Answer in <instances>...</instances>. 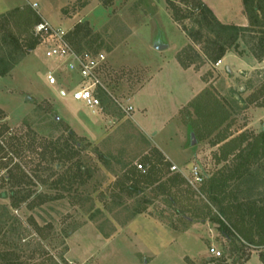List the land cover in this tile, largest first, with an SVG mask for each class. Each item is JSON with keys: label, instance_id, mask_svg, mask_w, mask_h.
I'll return each instance as SVG.
<instances>
[{"label": "rangeland", "instance_id": "1", "mask_svg": "<svg viewBox=\"0 0 264 264\" xmlns=\"http://www.w3.org/2000/svg\"><path fill=\"white\" fill-rule=\"evenodd\" d=\"M21 1L25 5L35 3L37 6L30 4L31 8L51 26L66 30L67 37L79 31L77 39L74 34L70 36L76 40V47L106 55L103 76L109 104L102 101L101 111L92 115L81 103L71 100L70 91L77 79L45 59L42 47L25 53L27 35H21L10 21L12 36L24 56L0 77V141L12 159L0 170V177L18 165L32 183L26 186L31 198L11 211L17 222L10 221L0 232V252L15 253L22 264H261L259 252L264 248H251L232 229L231 241L223 238L212 219L217 216L230 226L227 214L222 215L206 194H192L186 184L190 171L196 168L203 178L199 186L202 191L209 177L228 174L237 164L234 156L220 158L223 143L214 145L218 136L234 139L244 133L250 141L263 131L264 60L255 58L250 45L239 40L241 57L231 49L219 66L220 61L214 65L208 62L202 53L208 33L201 31L200 43L188 37V32L200 30L193 0ZM201 1L218 22L247 25L241 0ZM4 28L0 20V43ZM12 46L8 41L0 55L6 56ZM189 46L201 58L189 67L199 73L198 80L182 75L177 66V55ZM49 68L58 72L55 87L46 84ZM199 84L202 88L195 95ZM204 97L211 107H222L228 119L218 130L198 139L191 128V121L196 120L193 105L198 98L203 104ZM129 105L133 111L125 113L123 108ZM56 118L60 122L55 125L52 121ZM67 131L73 132L72 139H67ZM61 137L63 142L78 145L77 156L57 169V162H40V144ZM20 142L23 149L13 152V145ZM153 150L177 168L179 179L186 184L164 195H157L158 184L131 198L119 192L118 184L132 166L149 170L144 160ZM127 163L130 168H124ZM258 167L253 166V171L264 177V160ZM36 169L41 170L38 175L43 183L36 179ZM162 169L164 178L159 183L176 173ZM56 179L61 184L54 189L51 182ZM10 188L0 179V214L2 207L10 204L5 196ZM39 193L56 200L28 208ZM224 195L225 206L264 207V178L258 182L252 177L230 181ZM170 196L175 203L169 202ZM141 208L145 212L134 218L148 217L152 224L138 221L129 225L134 219L128 220L132 210ZM36 226L42 229L40 235ZM75 226L77 229L65 237L64 232ZM253 239L258 241L257 236ZM210 248L221 256L211 255Z\"/></svg>", "mask_w": 264, "mask_h": 264}, {"label": "trees", "instance_id": "2", "mask_svg": "<svg viewBox=\"0 0 264 264\" xmlns=\"http://www.w3.org/2000/svg\"><path fill=\"white\" fill-rule=\"evenodd\" d=\"M194 8L199 12L197 25L200 27L198 32L195 34L188 32V37L194 41V43H200L201 31L205 30L208 33V37L203 41L204 46L202 49L203 56L211 64H217L225 54L233 49L238 56L243 55V51H239L238 41L242 40L250 45L251 54L259 59L264 60V0H241L243 14L246 17L247 25L245 27H239L235 25H226L217 21L211 10L201 1L193 0ZM0 20L5 25V33L2 36L3 40L0 43V50L8 47V41L12 42V50L8 51L6 56L0 55V77H4L8 72L19 63L23 58L24 52L18 43L16 37L12 36V30L10 29V21H12L19 33H25L27 36L24 37V49L25 53L34 50L39 44V37L35 34V27L41 23L42 18L39 13L34 11L30 5H25L21 8L10 10L4 15L0 16ZM75 35L74 39L79 37V31L72 33ZM68 34L67 40L77 51L85 50L82 47H76ZM73 35V36H74ZM80 40V39H79ZM10 50V49H9ZM178 64L183 68L187 69L192 66L196 60H201L200 56L196 54L195 50L189 46L186 51L178 54L176 57ZM195 60V61H194ZM100 101L109 102L107 93L99 91ZM198 100L193 105L194 112L196 114V120L191 121V128L194 129V135L198 139H202L203 136L210 135L214 131L218 130L228 119V115L224 109L220 106L211 107L210 101L207 98H202L200 104ZM198 102V103H197ZM109 104V103H108ZM210 106V107H209ZM210 108V109H209ZM60 121L58 118L52 121L53 124H58ZM73 132L67 131V139L73 138ZM3 136L0 132V138ZM63 138H57L55 140H47L41 143L40 162H57L55 169L60 167L61 163L74 159L77 152V144H69V141ZM229 140V141H228ZM248 137L241 133L234 139H228L226 135L218 136L214 145H221V159H226L227 156H234L233 158L237 161V164L228 172V174H215L206 180L203 190L201 187H197L196 190L192 189L190 192L200 197L203 193L206 194L208 201L218 207L222 215H226L232 225L228 226L217 216H214L212 221L218 225V230L223 238L231 241L234 237L232 230L237 232L242 242H245L248 246L253 249L264 248V207H257L256 205H245L237 204L233 207L223 205L225 202V189L227 183L234 180L240 182L253 178L254 182L260 181L264 178L261 173L256 169L253 171V166L258 167V164L264 160V132L261 131L259 135L253 137L250 141H247ZM19 141V140H17ZM247 141V145L240 149L242 144ZM22 142L13 145L15 147L13 152H20L23 149ZM18 146V148H16ZM7 148L0 141V170L5 169L8 164L12 162V159L8 155L11 154L6 151ZM103 160H107L106 157H102ZM220 159V160H221ZM145 163L149 165V170L144 169L142 165H134L127 163L124 168L131 167V169L124 175L123 181L119 183V192L127 194V196L135 197L142 194L144 188L152 187L158 184L156 188L157 195L169 194L171 189L178 187L180 184L186 181L182 178L179 179L178 173H173L174 177H169L160 182L164 178L163 168L170 169L172 166L165 160V158L156 150H153V155L145 158ZM49 171L52 169H48ZM77 170L81 172V168ZM37 171V172H36ZM35 177L40 183H43L40 169L34 171ZM51 172V171H50ZM51 176V175H50ZM179 176V177H178ZM73 178V177H70ZM3 182H6L11 188L9 193L5 195L9 200V206L2 207V213L0 214V232L8 227L9 222H17L16 218L12 216L11 211L19 208L21 204L26 203L31 198V191L26 189V186L32 183V180L23 171H21L18 165L14 166L13 169H8L7 173L0 177ZM71 180V179H70ZM61 184L60 179H56L51 182L52 188H57ZM128 184V185H127ZM188 187V183L186 184ZM202 189V188H201ZM51 197L48 195L39 193L37 194L32 203L28 204V208H34L45 204V202H51ZM31 202V201H30ZM36 202V203H35ZM169 202L175 203L172 196L169 197ZM145 208L132 210L129 221L135 216L141 215L145 212ZM233 210V211H232ZM189 211V210H188ZM233 213L235 214L233 216ZM196 214V213H195ZM233 216V217H232ZM237 217L238 221L234 218ZM245 218L247 221H245ZM37 234L42 233V229L36 226ZM77 227H73L68 232L65 231V237L72 234ZM232 229V230H231ZM257 236L258 241H254L253 237ZM19 257L13 252H0V264H22L19 262ZM64 262L63 259H61ZM259 261L264 264V250L259 252ZM224 264H226L224 262Z\"/></svg>", "mask_w": 264, "mask_h": 264}, {"label": "built area", "instance_id": "3", "mask_svg": "<svg viewBox=\"0 0 264 264\" xmlns=\"http://www.w3.org/2000/svg\"><path fill=\"white\" fill-rule=\"evenodd\" d=\"M33 8L36 5H31ZM35 34L39 37V47L43 49L45 59L53 61L58 69H63L70 77L77 79V82L70 91V98L81 103L92 115H97L101 111V101L99 91L108 94L107 83L103 76L106 69L107 58L103 52L83 50L77 51L67 40L66 32L53 28L44 20L35 27ZM57 69L49 68L45 74L46 84L55 87L58 84ZM125 113L133 111L129 105L123 108ZM171 171L179 172L175 166ZM191 178L187 180L188 185L195 189L201 185L203 178L196 168L190 171ZM216 258L221 253L214 248L209 250Z\"/></svg>", "mask_w": 264, "mask_h": 264}, {"label": "crops", "instance_id": "4", "mask_svg": "<svg viewBox=\"0 0 264 264\" xmlns=\"http://www.w3.org/2000/svg\"><path fill=\"white\" fill-rule=\"evenodd\" d=\"M24 1V0H23ZM30 4H35V3H29V2H27V4L26 5H30ZM36 5V4H35ZM23 6H25V4L21 1V0H0V16L1 15H4L5 13H7L8 11H10V10H13V9H16V8H21V7H23ZM37 6V5H36ZM40 15V17L42 18V20H44L45 22H47L42 16H41V14H39ZM48 23V22H47ZM49 24V23H48ZM64 24H66L67 25V23H66V21H64ZM50 25V24H49ZM51 26V25H50ZM246 26V25H245ZM244 26V27H245ZM53 27V26H52ZM53 28H55V27H53ZM57 29H61V28H57ZM61 30H63V31H65L66 32V30H64V29H61ZM221 62H223V60L222 61H220L217 65L219 66L220 65V63ZM177 63V62H176ZM177 66H178V68H179V70H180V73L182 74V75H193V76H195V78L198 80V78H199V73L197 72V71H195V70H193L192 68H188V69H183V68H181L179 65H178V63H177ZM153 78V77H152ZM152 80V79H151ZM151 80H149L139 91H138V94H140L142 91H143V89L147 86V85H149V83H150V81ZM202 88V86L199 84L198 86H197V88H196V90H195V95L197 94V91H199L200 89ZM131 106V105H130ZM132 107V106H131ZM133 108V107H132ZM137 119H136V121H137V123L139 122L138 120L140 119V116H137L136 117ZM139 125V128L143 131V132H147V130L145 129V127L142 125V124H138ZM140 222V221H145V222H147V223H151L150 222V220H149V218L148 217H143V216H138V217H136V218H134L131 222H129V225L130 224H134L135 222ZM152 224V223H151ZM158 228V227H157Z\"/></svg>", "mask_w": 264, "mask_h": 264}, {"label": "water", "instance_id": "5", "mask_svg": "<svg viewBox=\"0 0 264 264\" xmlns=\"http://www.w3.org/2000/svg\"><path fill=\"white\" fill-rule=\"evenodd\" d=\"M27 100H30V98H27ZM263 131H264V128H263ZM192 140L194 141L193 137H192Z\"/></svg>", "mask_w": 264, "mask_h": 264}]
</instances>
